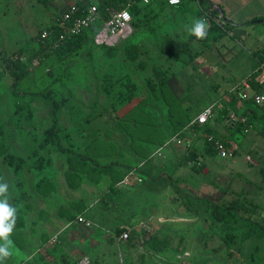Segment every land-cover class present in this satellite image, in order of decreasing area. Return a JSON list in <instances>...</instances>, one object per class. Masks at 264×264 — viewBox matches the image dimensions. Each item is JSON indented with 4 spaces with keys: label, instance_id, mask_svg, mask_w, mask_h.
Masks as SVG:
<instances>
[{
    "label": "rangeland",
    "instance_id": "rangeland-1",
    "mask_svg": "<svg viewBox=\"0 0 264 264\" xmlns=\"http://www.w3.org/2000/svg\"><path fill=\"white\" fill-rule=\"evenodd\" d=\"M75 1L50 0L45 5L39 0H0V51L11 53L24 46L32 52L37 33ZM184 3L173 22L162 24V19L170 17L167 11L155 20L154 16L143 18L114 47L98 41L104 25L101 18L86 31L84 45L67 59L59 60L53 53L33 65L27 53L24 58L32 69L17 85L19 95H15L14 78L4 70L0 52V141L6 152L25 157L20 170L0 157V178L9 184V203L18 210L11 236L13 255L5 264H264V237L241 233L233 243L228 237L235 228L248 231L249 223L214 222L210 210L205 214L208 220L200 221L187 202L188 196L217 202L227 190L228 200L235 198L236 192L247 191L249 199L264 205L260 169L264 146H254V126L248 129L250 133L236 129L227 134L231 140L225 156L206 155L205 139L213 138L206 133L192 134L194 145L174 137L165 146L149 144L153 158L149 167L138 172L145 182L128 186L131 189L126 188L107 204L101 196L110 190L108 174H92L88 164L83 178H69L68 155L52 144L40 145L45 130L54 122L52 101L33 94L43 89L50 90L61 103L56 115L64 145L87 152L94 139L102 138L115 149H109V154L105 150L101 162H121L124 169L144 160L133 137L135 121L127 116L139 101L147 97V111L164 134L172 133L169 105L161 91L155 95L147 85V79L157 75V67L177 74L184 88L179 101L192 114L219 105L226 93L235 92L239 80L253 71L246 41L226 34L203 53L191 55L189 46L183 49L189 35L185 29L197 18L210 24L206 13L214 4L208 0ZM164 31L171 35L163 36ZM129 43L145 47L140 59H127L124 48ZM220 117L213 123L226 133ZM136 132L148 137L144 129ZM191 148L198 151L201 169L190 166L173 184L168 183L167 176H176L172 173ZM203 165L210 168L208 174ZM152 177L167 180L168 189L149 186ZM45 182L47 188L42 187ZM128 190L133 194H125ZM86 207L89 209L82 217L89 224L74 219ZM118 228L125 230L118 233ZM228 243L232 244L231 255Z\"/></svg>",
    "mask_w": 264,
    "mask_h": 264
},
{
    "label": "trees",
    "instance_id": "trees-1",
    "mask_svg": "<svg viewBox=\"0 0 264 264\" xmlns=\"http://www.w3.org/2000/svg\"><path fill=\"white\" fill-rule=\"evenodd\" d=\"M41 3L48 5L50 0H39ZM202 0H200L201 3ZM96 3L98 7V11L100 16L103 20L108 18L109 10L111 9H122L129 7L133 14V26L141 22L143 18L146 20L152 17V12L147 11V7L150 5H143L140 0H76L74 3V7L76 8L74 12L70 13L69 18L66 19V25H70L74 19L80 16H84L88 8L93 4ZM183 3V2H182ZM213 6V4H212ZM211 13L215 14L220 21L215 20L214 18H210L209 24V31L208 36L206 39L199 40L202 44L205 45L206 48L210 47V43L219 42L220 39L225 36L228 31L230 30V24L226 22L225 17L221 16L222 12L218 8L210 7ZM66 12H70L68 9ZM62 15H59L60 18ZM262 17L258 16L247 23H254L260 21ZM44 30L48 31V35L46 37L42 36V32ZM86 31H83L79 34H71L66 36L65 38L61 39V35L64 32V26H62L58 19L56 18L53 22L47 24L43 29H41L36 37H35V47H33L32 52H28L27 47H20L19 49L7 53L4 51H0L3 54L4 59V70L8 72L13 78V87L15 95H19L20 92L17 91V85L19 82L27 76L30 71L31 67L28 62L25 60V56L33 62L35 59L40 61H44L47 56L51 54H56L59 60L67 59L70 55L78 51L84 43L87 41V34ZM191 39H196L195 36L190 35L189 40H187L184 45L186 46L183 49H187L189 45V41ZM210 45V46H209ZM114 47V46H110ZM144 47L142 44L136 43H129L124 48V53L126 54L127 59L131 61H135L140 59ZM258 56L260 57L261 61H264V50L258 52ZM146 61H142L141 63H145ZM258 66V64H257ZM157 75L153 77H149L147 79V85L151 92L155 95L158 91H161L162 98H164L169 105V115L170 119L173 122L174 126L172 129V133L170 136L163 133L160 126L157 124L155 118L152 114L147 111L146 105L148 104L147 97L143 100L139 101L134 108L130 109L127 113L128 119L134 120V130H133V137L138 144V150L141 155L144 157L142 162L138 164L126 168L125 164L121 162H107L102 163L101 157L105 156V152L109 154V149H112V145L110 142H105L102 138H96L92 141L91 144L87 146V152L78 151L73 147H67L64 145L60 135H59V127L57 121V111L61 107V103L58 99L51 93L50 90L43 89L42 91L33 92L36 96H43L52 101L53 104V124L45 130V136L43 140L40 142V145L47 146V145H54L60 151L66 153L67 160L70 166V171L68 172L69 178L74 177H82L83 178V171L88 164H90L89 168H91L90 173H99V174H108L111 177L110 183V190L103 192L101 198L105 204L110 203L115 195L123 193V191L128 186L120 185L122 179L134 168L139 167L140 164L143 163V166L150 162L153 158V154L149 148V144H160V146H165L173 137L180 138L184 140H190L192 134L203 135L206 133L209 137H213L212 139L208 138L205 139V147H206V155H216L218 153L217 148L215 147V140H220L222 143L229 147L230 143L226 136L219 135L216 137L215 130L213 127L208 123L206 124H199L191 122L199 115L195 117L192 112H190L189 107H184L182 103L179 101V95L183 91V86L181 81L176 73L168 74L166 73L162 67L156 68ZM165 72V73H164ZM256 71H253L252 76H255ZM253 87L256 90H263L264 85L260 84L257 81L252 82ZM234 98H237V94L232 92L231 94ZM257 105V104H256ZM261 107L263 110L264 115V104L257 105ZM22 106H19L17 110H19ZM221 110V109H220ZM249 111V110H247ZM247 122L243 124H236L234 126H229L232 128H236L239 130H244L246 128H250L253 125L252 119L247 116ZM144 129L148 135L147 138L142 137L141 134H137V130ZM153 136V137H152ZM169 139V140H168ZM195 140L191 143L194 145ZM194 147V146H193ZM196 148V147H195ZM115 149V146L113 147ZM112 149V150H113ZM6 146L3 141H0V157L3 156L5 161L13 166L16 170H20L25 162V157L21 155H17L13 152H6ZM6 152V153H5ZM198 151L194 148H191L188 153H186L182 159V164L190 165L192 169L198 171L201 169L200 166V159L198 158ZM143 166L140 168V172L143 169ZM202 166V164H201ZM205 165H203L204 167ZM89 171V170H88ZM261 171L264 175V166H261ZM92 173V174H93ZM144 180V179H143ZM167 180L169 183H174L176 178L168 175ZM48 182L43 183L42 187L47 188L45 185ZM126 189V190H127ZM179 190V189H178ZM227 190H223L220 200L219 201H211L209 199L197 196H188L187 202L188 209L194 212L198 216V220L200 221H207V217L205 216L207 211H211V219L214 222H237L243 221L245 223L250 224V228L248 231H243L240 228H235L228 234V237L231 239V243L237 241V237L243 233L249 237L256 234L257 236L264 237V205L255 202L254 200L249 199V195L247 191H239L236 192V197L233 199L228 200ZM89 207H86L84 210L80 211L75 215V220L79 218L81 215H86ZM206 218H205V217ZM103 227V226H102ZM125 228H118V233H122ZM228 243V254H232V244Z\"/></svg>",
    "mask_w": 264,
    "mask_h": 264
},
{
    "label": "crops",
    "instance_id": "crops-1",
    "mask_svg": "<svg viewBox=\"0 0 264 264\" xmlns=\"http://www.w3.org/2000/svg\"><path fill=\"white\" fill-rule=\"evenodd\" d=\"M154 1H156L155 4H153L154 7L152 10H150L152 12V16H154V18H153L154 20L158 17V15L160 13H163L164 11H167L170 14V17H168L166 19H162V21H163L162 24H164V22L165 23L173 22V19L177 16V9L183 7L185 4L184 1H186V0H183V3H181L179 5H171L167 2V0H154ZM208 2L210 4H214V8L220 9L222 12L221 16H224L226 22H228L230 24L231 28L227 34H232L233 36L237 37V39H239V40L242 39V40L246 41V47H247V53H248L247 57H248L249 67L253 68L252 70L255 71L257 68V64L259 65V63L261 61L260 57L258 56V52L264 50V0H208ZM74 3L71 2V4H72L71 6H73ZM258 16L262 17V19L260 21H257L254 23H247L249 20H251L255 17H258ZM208 18L209 19L214 18L215 20L220 21V18H218L215 14H212V13H210V15H208ZM164 26H165V24H164ZM166 31H164V32H166ZM170 33H171V31H168L166 33H163L162 35L168 37L171 35ZM189 36H190V34L187 36V40H189ZM223 37L220 40H222ZM136 44H141V43H136ZM203 45L204 44H202L201 41H199L197 39H191L189 41V45H188L190 50L192 51L191 55H195V56L199 55V54L203 53L206 49H208L205 47V45L204 46ZM21 47H23V46H21ZM217 52H218V50H217ZM253 71H252V73H253ZM252 73H250L249 75H246L244 78L239 80L241 82L237 86H235V88L238 87L245 80H248L252 76ZM231 94H232L231 91H229L228 93H226L224 95L223 102L221 103L223 105V107L220 108L221 110L218 109V111L216 112L218 114H216L215 117L209 122V124L215 130L214 134L219 133L218 135L226 136L228 140H231L227 136V134H229L230 132H235L236 129L238 128V126L235 129L232 127H229L230 125L227 122V118L229 117V114L231 112H235L239 116H246L247 115L250 117V119H252L253 125L251 127L254 126L253 128L256 129V131H255L256 138L254 139V146H256V147L264 146V115H263V110L261 109V107L257 106L253 101L242 100L239 98V96H237V98L236 97L234 98ZM247 110H249V111H247ZM202 111L203 110H200L199 112L195 113L194 116L196 117L197 114H199ZM219 116H221L220 118L223 120V123L226 125V127L228 129V131H226V133H224V131L220 130V128L217 127L213 123L215 118L216 117L219 118ZM240 131H243V130H240ZM250 131L248 130L247 133H250ZM247 137H248V135H247ZM183 140L184 139H182V141ZM175 146H176V144H175ZM247 159H250L251 162H253V159L251 156L248 155ZM144 166H146V168L149 167L147 165V163ZM188 168H190V165H185V164L178 165V168L172 173V175L175 174L176 176L173 175L172 177L175 178V177L179 176L180 174H182L184 169H188ZM208 170H210V168H207V166H205V174L209 173ZM153 177L151 178V182H150L149 186H154V185L157 186L158 185V186H160L161 189H164V190L168 189L169 186L166 184L167 180L162 179V178H160L158 180H153ZM144 182H145V180H144ZM137 185L141 186V184H137ZM128 189H131V188H128ZM128 193H131V190H128L125 192V194H128ZM132 194H133V191H132L131 195ZM133 200L134 199H132V201ZM132 206H135V205H132Z\"/></svg>",
    "mask_w": 264,
    "mask_h": 264
},
{
    "label": "built area",
    "instance_id": "built-area-1",
    "mask_svg": "<svg viewBox=\"0 0 264 264\" xmlns=\"http://www.w3.org/2000/svg\"><path fill=\"white\" fill-rule=\"evenodd\" d=\"M154 0H149V3L145 4L144 0H140L143 5H150ZM200 3V0H197ZM167 2L171 5H179L183 2V0H179L178 3L171 2V0H167ZM70 12H64L60 18L57 17L59 23L64 26V32L61 35V39L65 38L71 34H79L85 30H88L93 25H95L99 20H101L100 13L98 11V7L96 3H93L89 8L87 13L84 16L77 17L73 20L70 25H66V19L69 18L70 13L74 12L76 9L74 6H71ZM211 9H208L206 15H210ZM102 33L98 36V41L103 43L106 46H115L118 42L126 38L129 34L134 31L133 26V14L129 7L122 9H111L109 10L108 18L104 20V25L102 28ZM48 35V31L44 30L42 32V36L46 37ZM39 61L34 60L33 65H38ZM255 76H251L248 80L242 82L238 87L235 88V93L242 100H251L257 105L264 104V88L263 90H256L253 87L252 82L255 80L260 84L264 85V61H260L259 65L256 68ZM223 105L220 103L219 105H211L205 108L199 115L191 122L199 123L201 125L208 123L212 120L218 109L222 108ZM227 122L229 125L234 126L236 124H243L247 122L246 116H239L235 112H231L229 117L227 118ZM249 128H246L245 131H248ZM177 141L182 142V139L176 138ZM188 145H191V142H188ZM215 147L218 150V153L222 156H225L228 153V148L222 143L220 140H215ZM161 149L158 150L160 154ZM143 166V163L139 165V167L132 169L120 182V185L130 186L133 184L143 182V177L138 174L140 172V168ZM81 221L89 222L81 216H79ZM123 236L125 238L128 237L127 233H124ZM58 235L55 236V239ZM84 263H87L86 260Z\"/></svg>",
    "mask_w": 264,
    "mask_h": 264
},
{
    "label": "clouds",
    "instance_id": "clouds-1",
    "mask_svg": "<svg viewBox=\"0 0 264 264\" xmlns=\"http://www.w3.org/2000/svg\"><path fill=\"white\" fill-rule=\"evenodd\" d=\"M178 3L179 0H171ZM149 3V0H144ZM190 35L195 36L197 40L206 39L209 31V24L203 18L194 20L191 27L185 29ZM11 193L9 184L0 178V264H5L12 257L13 240L11 239L17 220V208L9 203Z\"/></svg>",
    "mask_w": 264,
    "mask_h": 264
}]
</instances>
